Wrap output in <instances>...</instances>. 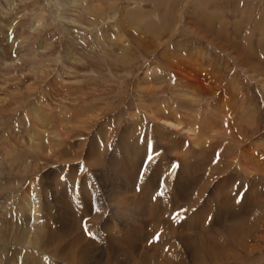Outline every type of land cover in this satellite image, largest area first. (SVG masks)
<instances>
[{
    "label": "rangeland",
    "instance_id": "rangeland-1",
    "mask_svg": "<svg viewBox=\"0 0 264 264\" xmlns=\"http://www.w3.org/2000/svg\"><path fill=\"white\" fill-rule=\"evenodd\" d=\"M199 228L264 264V0H0V264H210Z\"/></svg>",
    "mask_w": 264,
    "mask_h": 264
},
{
    "label": "bare ground",
    "instance_id": "bare-ground-1",
    "mask_svg": "<svg viewBox=\"0 0 264 264\" xmlns=\"http://www.w3.org/2000/svg\"><path fill=\"white\" fill-rule=\"evenodd\" d=\"M198 6V5H197ZM193 7V6H192ZM173 78V77H172ZM172 81V80H171ZM170 81V82H171ZM171 83H173V82H171ZM165 84V83H164ZM168 85V84H167ZM166 85V87H169L170 85H168L167 86ZM180 85L181 86H183V87H187V85H189L188 84V81L187 80H182V81H180ZM165 87V88H166ZM192 90V89H191ZM166 92V91H165ZM184 96H187L188 98H186L187 99V101H190V102H196V100H195V97H194V95H191V94H187V93H182ZM185 101V100H184ZM211 109V108H210ZM155 110H160V108L159 107H155ZM166 115V114H165ZM162 119V118H161ZM178 119V118H177ZM176 119V120H177ZM171 120H173V119H171ZM180 119H178V121H169V120H167V119H162V121H164L165 122V124L167 125V126H169V127H172V128H179L183 133H188L189 131H192V128H190V127H186L185 125H183V123L182 122H180L179 121ZM159 122H160V120H159ZM123 135H124V133H123ZM122 135V136H123ZM162 135V134H161ZM189 136V135H188ZM175 137V136H174ZM185 142V141H184ZM194 142L197 144H199L200 142L199 141H197V140H194ZM124 143H125V141H124ZM128 145V144H127ZM209 145H211V146H215V145H212V144H209ZM122 146V145H121ZM194 146V145H193ZM199 146V145H198ZM195 147V146H194ZM208 147V146H207ZM131 148V147H130ZM196 148V147H195ZM226 146H225V148H223V151L225 152L226 151ZM188 149V148H187ZM198 149V148H197ZM196 149V150H197ZM207 149V148H206ZM211 149V148H210ZM126 150H127V148H126ZM200 150H205V148H202V147H200ZM208 150V149H207ZM212 150V149H211ZM218 150V149H217ZM131 151H133V150H131ZM195 151V150H194ZM212 152H213V150H212ZM173 153V152H172ZM215 153V155H216V152H214ZM228 153V152H227ZM195 154L196 155H198V157H205V158H209V155H210V150L209 151H207V152H204V151H195ZM192 155H193V152H192ZM222 157L220 158L221 160H219V162L217 163V164H215V165H213L212 166V168H216V167H222V165H223V163H222V161H223V158H224V153L221 155ZM162 157V156H161ZM197 157V158H198ZM233 157V156H232ZM194 158H195V156H194ZM232 159V158H231ZM187 160V159H186ZM206 160V159H205ZM205 160H203V161H205ZM234 160H236V158H234ZM206 162H207V160H206ZM236 162H237V160H236ZM208 163V162H207ZM238 163V162H237ZM192 164V163H191ZM187 165V164H186ZM212 165V164H211ZM217 165V166H216ZM235 165V164H234ZM201 168H202V166H198V170L200 171L201 170ZM204 168V167H203ZM233 168V167H232ZM204 171H206L205 169H203ZM212 170H215V169H212ZM217 170V169H216ZM233 170V169H232ZM231 170V171H232ZM246 170V169H245ZM211 172V171H210ZM209 172V173H210ZM236 172V171H235ZM233 173V175H235L236 173ZM195 173V172H194ZM199 173V172H198ZM212 173V172H211ZM192 175V174H191ZM203 175H205V172H204V174ZM208 175H210V174H208ZM199 176H200V178H202L203 176L202 175H200L199 174ZM239 176H242V175H238V174H236L235 175V177H233V180L235 181V180H237V181H239L240 180V178H239ZM195 177V176H194ZM191 178V177H190ZM199 178V179H200ZM198 179V178H197ZM222 179V178H221ZM194 180V179H193ZM202 180V179H201ZM205 180L207 181V179L205 178ZM205 180H203V182L205 181ZM199 181V180H198ZM197 181V182H198ZM205 181V182H206ZM208 181H209V177H208ZM200 183V182H199ZM208 183V182H207ZM243 183V182H242ZM198 185V184H197ZM205 186V185H204ZM203 186V189H197L198 191L196 192V196H198V197H195L194 195V197L191 199V201L190 202H188V203H190L193 207H196V208H198L200 205H203V207L201 206V210L200 211H198V209H197V212L198 213H194L192 216V218H194V220H197L198 222H200L201 223V221H200V219L202 218V217H206L207 218V212H208V210L210 209V208H212V206H213V203H210L209 204V199L207 200L206 198V200L205 199H203L202 198V193L204 192V190H205V187ZM231 186V185H230ZM173 187V186H172ZM200 187V186H199ZM209 187V186H208ZM218 187V186H217ZM183 188V187H182ZM197 188V186L195 187V188H191L190 187V189H196ZM202 188V187H201ZM224 188V187H223ZM207 189V188H206ZM208 190V189H207ZM219 191H217V192H215L214 194H216L215 196H218L219 194L221 195V196H223L222 197V199L221 200H218L217 199V201L216 202H214L215 203V206L213 207V208H216V210H224L225 212L226 211H229L228 213L230 214V216H231V219L233 220L232 221V225H231V228L233 229L234 228V230H237V231H239V230H243V226H245V225H247V223L245 222V225H242L241 224V222L242 221H240V218H241V216L243 215V214H253L254 212H255V210H256V208H261L262 206H259V203L260 202H262V200L261 201H254V198L252 199V197H248V198H246V199H244L243 200V204L241 203V202H239V201H237L236 199V203H233V204H231L230 203V194L227 192V193H221V191H222V188H219L218 189ZM206 191V190H205ZM161 192V191H160ZM193 192H195V191H193ZM188 194V193H187ZM202 194V195H201ZM218 194V195H217ZM189 195V194H188ZM251 195H253V194H250L249 196H251ZM190 196V197H189ZM188 197L189 198H191V195H189ZM205 196V195H204ZM203 196V197H204ZM220 196V197H221ZM188 197H187V199H188ZM209 198V197H208ZM217 198H219V197H217ZM184 199V198H183ZM186 199V200H187ZM201 199H203L202 201H201ZM212 199V198H211ZM232 200V199H231ZM235 200L233 199V202H235ZM206 201V202H205ZM207 201H208V203H207ZM201 202H203V203H201ZM211 202V201H210ZM238 202H239V204L241 203L242 205H240V207H238L239 205H238ZM188 203L186 204L187 206H188ZM201 203V204H200ZM151 204V203H150ZM208 204V205H207ZM35 207H36V205H34ZM190 206V205H189ZM186 207V206H185ZM209 208V209H208ZM35 209V208H34ZM203 209H205V210H203ZM192 210V209H191ZM202 210H203V212H202ZM214 210V209H213ZM192 212H194V211H192ZM217 213V212H216ZM221 213H223V212H221ZM197 214V215H196ZM203 214V215H202ZM232 214V215H231ZM202 215V216H201ZM215 215V214H214ZM213 215V216H214ZM151 217H152V215H151ZM227 217H228V215H227ZM189 218H190V216H189ZM208 219V218H207ZM211 219V218H210ZM215 219H217V218H215ZM168 220V219H167ZM159 221V223H162L163 224V221L162 220H158ZM214 221V220H213ZM212 221V219H211V222H213ZM164 222H166L167 223V221H164ZM194 222V221H193ZM204 222V221H203ZM202 222V224H203V227H204V229L206 230V226L207 225H205L204 223ZM156 223V222H155ZM190 223V222H189ZM157 224V223H156ZM195 224H197V226H201L202 227V225L201 224H199V223H195ZM207 224V223H206ZM190 225V224H189ZM209 225V224H208ZM191 226V225H190ZM215 226V225H214ZM248 226V225H247ZM161 227V226H160ZM164 227V226H163ZM162 227V228H163ZM157 228V227H156ZM161 228V229H162ZM169 228H172V224H170V225H167V227L165 228V229H169ZM197 228V227H196ZM212 228H213V226H212ZM223 228V227H222ZM188 229V228H187ZM200 229V228H199ZM198 229V230H199ZM214 229V228H213ZM160 230V229H159ZM171 229H169V233L171 232L170 231ZM192 230V229H191ZM196 230V229H195ZM201 230V229H200ZM205 230H203V228H202V230L200 231L201 233L199 234V231H197L196 233V238H192V237H187L188 239H186V245H188V246H191L192 248H195V250H194V253L196 254V253H198V255L200 254H204L205 256H207V257H209L208 259L211 261V263L212 264H216V263H218L220 260L222 261V259H224V257H228V256H226L223 252H222V250H221V248H219L218 246H217V243L215 242V240L214 241H212V240H210V235L208 234H205ZM208 231H209V229H208ZM228 231V230H227ZM162 232V231H161ZM173 232H175V230L173 229ZM188 232V231H187ZM190 232V231H189ZM195 232V231H194ZM166 233H168V230L166 231ZM209 233V232H208ZM220 233V232H219ZM165 233H163V235H164ZM221 234V233H220ZM226 235V234H225ZM232 235V237H233V234H231ZM171 236H173V233L171 232ZM171 236H170V234H169V237L171 238ZM186 236H187V234H186ZM222 236V235H221ZM230 235H228V237H229ZM177 237H178V234H177ZM227 237V236H226ZM230 238L229 239V241L231 240V239H233V238ZM225 238V237H224ZM223 237H222V242H225V239H224ZM194 239V240H193ZM79 240V239H78ZM168 240V239H167ZM195 240H197V242L200 244V245H198V246H196V244L194 243V242H192V241H195ZM227 241V240H226ZM161 242V241H160ZM168 243V242H167ZM169 243L171 244V240L169 241ZM226 243V242H225ZM224 243V244H225ZM234 243V242H233ZM163 244H165V246H166V243H163ZM236 244H238V243H236ZM161 245V244H160ZM194 245V246H193ZM163 246V249H164V245H162ZM221 246V245H220ZM154 247H156L155 248V250L157 249V245L156 246H154ZM169 248V247H168ZM222 248H224V247H222ZM171 251V250H170ZM173 252V251H172ZM169 254H172L171 252H168ZM167 253V254H168ZM190 254H191V252H190ZM161 256V255H160ZM172 256V255H171ZM206 257V258H207ZM171 258V257H170ZM193 258L194 259H196L195 258V256H193ZM160 259V258H159ZM191 259H192V257H191ZM161 260V259H160ZM208 260V261H209ZM178 261V260H177ZM132 262L134 263V264H138L139 262H138V260H134V259H132ZM190 262V261H189ZM210 263V264H211Z\"/></svg>",
    "mask_w": 264,
    "mask_h": 264
},
{
    "label": "crops",
    "instance_id": "crops-1",
    "mask_svg": "<svg viewBox=\"0 0 264 264\" xmlns=\"http://www.w3.org/2000/svg\"><path fill=\"white\" fill-rule=\"evenodd\" d=\"M140 5H141V6H144L142 3H141ZM152 7H154V5H153ZM162 8H163V6H162L161 8H159L158 10H156V13H158L159 11H163ZM148 9H150V8H147V10H148ZM160 9H162V10H160Z\"/></svg>",
    "mask_w": 264,
    "mask_h": 264
},
{
    "label": "snow or ice",
    "instance_id": "snow-or-ice-1",
    "mask_svg": "<svg viewBox=\"0 0 264 264\" xmlns=\"http://www.w3.org/2000/svg\"><path fill=\"white\" fill-rule=\"evenodd\" d=\"M178 215V214H177Z\"/></svg>",
    "mask_w": 264,
    "mask_h": 264
}]
</instances>
